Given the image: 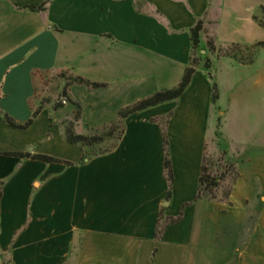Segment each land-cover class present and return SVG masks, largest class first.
I'll return each mask as SVG.
<instances>
[{"label":"crops","instance_id":"1","mask_svg":"<svg viewBox=\"0 0 264 264\" xmlns=\"http://www.w3.org/2000/svg\"><path fill=\"white\" fill-rule=\"evenodd\" d=\"M48 1L0 0V111L21 123L50 78L105 84L100 92L118 111L179 84L199 21L205 53L209 40L217 50L251 48L261 26L255 0H51L43 12L26 9ZM222 20L230 23L219 33ZM202 66L178 101L130 116L117 148L83 164V150L63 137L70 116L60 119L47 105L29 129L16 130L0 114V248L13 264H264V157L247 158L223 133L231 152L240 151L231 205L195 200L214 138L212 83ZM78 88L67 94L79 104L72 97ZM167 114L174 174L168 200L163 137L151 122ZM21 152L75 165L1 155ZM161 214L182 218L156 240Z\"/></svg>","mask_w":264,"mask_h":264},{"label":"rangeland","instance_id":"2","mask_svg":"<svg viewBox=\"0 0 264 264\" xmlns=\"http://www.w3.org/2000/svg\"><path fill=\"white\" fill-rule=\"evenodd\" d=\"M246 3L248 2L246 1ZM255 3V16L262 22L263 27L259 25L256 27L254 37L257 42L252 47L264 43V0H255ZM241 10L244 13L247 12L246 6H243ZM229 23L222 20L219 26L215 27V30L220 33V30L227 27ZM226 52L234 54L244 63L253 59V63L242 65L232 58L205 53V56L212 62V68L208 71L219 91V99L215 104V111L211 115L209 125V134L214 138L209 142L207 149V158L213 163L211 166L213 175L224 170L223 151L228 152L227 158H230L236 166L240 154V151L231 152L228 140L225 138L226 142H223L218 139V132L225 133L232 140L242 144L247 158L264 157V46L255 50L231 47L225 52L223 51V55ZM201 53L203 54V50ZM69 78L70 76L67 74L50 78L47 87L40 92L36 104L49 105L53 110H58L60 119L70 116V121H73L74 107L64 95L65 86L70 81ZM88 90L90 89L85 86H79L78 91L72 93L73 98H78L81 101L79 102L81 119L78 124H75V132L79 135H89L103 129L116 119L118 111L121 110H111V107L106 104V96L100 92L101 89L93 90L94 95L91 96ZM67 98H69L68 94ZM63 121L66 122V120ZM220 121L221 123H219ZM220 124L221 128L219 127ZM113 143L114 141L106 142L101 150L108 149ZM261 165L263 167L264 164L261 163ZM231 181L232 175H229L227 182L223 185L224 187L218 192L225 191L231 185Z\"/></svg>","mask_w":264,"mask_h":264},{"label":"trees","instance_id":"3","mask_svg":"<svg viewBox=\"0 0 264 264\" xmlns=\"http://www.w3.org/2000/svg\"><path fill=\"white\" fill-rule=\"evenodd\" d=\"M51 0H49L47 3L39 6V7H27L26 9L32 12H43L46 10L47 5L50 3ZM254 20L260 24L263 25L262 22L259 20L257 16H254ZM204 29V24L202 21H199L194 28L190 30L191 35V42H192V58L190 65L185 69L184 74L181 78V81L179 84L172 88V89H164L161 91H158L154 94H152L150 97L143 99L141 101L136 102L135 104L128 106L126 108H123L118 111L116 119L110 123L108 126H105L103 129L95 131L92 134L89 135H79L75 132V124H77L81 119V106L78 103L72 102L69 98H67V89L70 86H85L92 90H99L106 87L105 84L100 83H94L87 79H84L82 77L78 76H70V81L65 86L64 95L66 99L70 102V104L74 107L73 110V121H66L63 122V137L67 144L69 145H75L79 146L83 150L84 158L79 164L84 163V159H93L101 156L108 155L112 153L118 146L119 142L121 141L124 133H125V120L129 118L130 116L141 113L146 110L161 106L163 104H167L170 102L178 101L183 94L187 91V89L190 87L194 75L197 73L199 65L202 63L204 65V69L206 71L210 70L212 68V62L210 59L207 58V56L203 55L201 53V34ZM264 46V43H259L255 45L252 48H241L239 46H233L236 48L241 49H249V50H255L258 47ZM207 52L211 53L212 55L218 54L219 56H225L228 58H232L237 60L242 65H249L253 63V59L248 61V63H244L241 61L237 56L234 54H230L226 52L223 55V50H217V47L215 45V42L213 40H209L207 43ZM225 52V51H224ZM206 77L211 81L212 83V103L216 104V102L219 99V91L217 84L213 82L212 75L207 72ZM0 100H1V94H0ZM46 105L39 103L37 108L33 109L31 118L24 123L17 122L15 119H13L11 116H9L6 113H3L0 111V114L3 116V119L5 123L16 130H27L29 129L37 117L39 116L40 112L44 109ZM172 114H167L161 118L152 119L151 122L158 124L161 128V133L163 137V144H164V171L165 176L169 185V192L167 195V200L172 197V186L174 182V174H173V168H172V162H171V147L170 142L167 135V127L169 124V121L171 120ZM221 123V121L219 122ZM221 124L219 125V127ZM221 128V127H220ZM218 139H221V141H225L226 139L223 136L222 132L217 133ZM109 141H114V143L109 147L108 149L101 150V147ZM223 161L224 163V170L221 173L218 174H212L211 172V166L212 162L208 160L207 153L205 154L203 158V163L201 167V173L199 178V184H198V191L195 200L201 201V200H209V201H217V202H223V203H230V197L232 194V190L238 179L240 178V174L238 172L237 166L234 162L230 160V158H227L228 152L225 150L223 151ZM2 156L5 157H15L17 159H20L21 161H25L28 159L31 160H37L44 162L46 164H65L67 166H73L75 164L71 162L62 161L60 159H57L52 156L47 155H41V154H33L30 152H21V153H2ZM232 175V181L231 185L222 193H219L218 191L222 189L224 184L228 180V176ZM5 186L4 181H0V222H1V198H2V192L3 188ZM182 214L174 219V218H166L164 219L162 214L159 217V223L157 227L156 232V240H160L161 236L165 230V228L171 224L177 223L181 220ZM0 234H1V227H0ZM0 258L2 260L3 264H13L12 258H11V252L4 253L1 251L0 248Z\"/></svg>","mask_w":264,"mask_h":264},{"label":"water","instance_id":"4","mask_svg":"<svg viewBox=\"0 0 264 264\" xmlns=\"http://www.w3.org/2000/svg\"><path fill=\"white\" fill-rule=\"evenodd\" d=\"M205 53V51H203V54Z\"/></svg>","mask_w":264,"mask_h":264}]
</instances>
